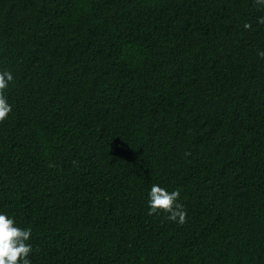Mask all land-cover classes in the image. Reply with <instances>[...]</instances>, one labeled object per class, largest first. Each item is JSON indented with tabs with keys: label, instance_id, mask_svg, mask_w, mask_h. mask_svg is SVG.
<instances>
[{
	"label": "trees",
	"instance_id": "1",
	"mask_svg": "<svg viewBox=\"0 0 264 264\" xmlns=\"http://www.w3.org/2000/svg\"><path fill=\"white\" fill-rule=\"evenodd\" d=\"M261 16L253 0H0V210L32 228L31 264H264ZM154 183L181 191L183 225L147 215Z\"/></svg>",
	"mask_w": 264,
	"mask_h": 264
},
{
	"label": "clouds",
	"instance_id": "2",
	"mask_svg": "<svg viewBox=\"0 0 264 264\" xmlns=\"http://www.w3.org/2000/svg\"><path fill=\"white\" fill-rule=\"evenodd\" d=\"M253 2L264 8V0ZM256 23L257 26H264V16L258 17ZM243 28L249 30L252 25L246 22ZM257 55L264 59V50H258ZM13 83L12 71L0 70V123H3L13 110L7 94L9 86ZM181 200V191L178 188L170 191L167 187L154 183L146 190L147 215H164L166 221L183 225L188 213ZM31 239L30 226L21 227L14 215L0 210V264H31Z\"/></svg>",
	"mask_w": 264,
	"mask_h": 264
}]
</instances>
